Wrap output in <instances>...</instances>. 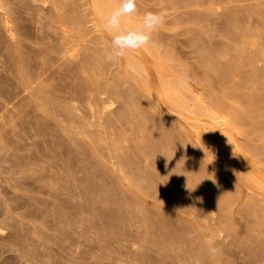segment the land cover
<instances>
[{
  "label": "rangeland",
  "instance_id": "obj_1",
  "mask_svg": "<svg viewBox=\"0 0 264 264\" xmlns=\"http://www.w3.org/2000/svg\"><path fill=\"white\" fill-rule=\"evenodd\" d=\"M4 1L14 38L0 27V264H264V0H137L140 15L166 10L165 23L146 49L114 63L91 0ZM98 2L105 12L119 4ZM72 46L74 59L65 51ZM170 81L182 114L155 93ZM209 239L224 253L210 257Z\"/></svg>",
  "mask_w": 264,
  "mask_h": 264
},
{
  "label": "bare ground",
  "instance_id": "obj_2",
  "mask_svg": "<svg viewBox=\"0 0 264 264\" xmlns=\"http://www.w3.org/2000/svg\"><path fill=\"white\" fill-rule=\"evenodd\" d=\"M2 1H4V0H2ZM27 1H28V0H27ZM98 1H99V0H98ZM98 1H97V0H91V2H92L91 6H92V9H93V12H94L93 15H95V17H98L99 20H100V22L102 21V22L104 23V17H105L106 15H108L107 13H108L110 10H113V9H110L109 11H106V12H105V10H107V9H105V10L102 9L101 6L99 5V2H98ZM114 1H115V0H114ZM183 1H184V0H183ZM188 1H189V0H188ZM216 1H217V0H216ZM216 1H215V2H216ZM237 1H238V0H237ZM4 2H5V1H4ZM4 2H3V4H4ZM46 2H47V1H46ZM54 2H57V1H54ZM60 2H61V1H60ZM175 2H176V0H175ZM212 2H213V1H212ZM234 2H235V1H234ZM35 3H36V1H35ZM40 3H41V2H40ZM48 3H50V2H48ZM103 3H104V2H103ZM112 3H113V2H112ZM116 3H117V2H116ZM188 3H189V2H188ZM8 4H9V2H8ZM33 4H34V3H33ZM51 4H52V3H51ZM56 4H57V3H56ZM62 4H63V3H62ZM212 4H213V3H212ZM218 4H219V3H218ZM0 5H1V4H0ZM6 5H7V4H6ZM12 5H13V3H12ZM34 5H35V4H34ZM36 5H37V4H36ZM59 5H60V4H59ZM117 5H118V4H117ZM189 5H190V4H189ZM10 6H11V5H10ZM39 6H40V5H39ZM105 6H106V5H105ZM113 6H115V5H113ZM0 7H2V5H1ZM24 7H25V6H24ZM41 7H42V6H41ZM44 7H45V6H44ZM58 7H59V6H58ZM58 7H57V8H58ZM62 7H63V6H62ZM116 7H117V6H116ZM212 7H213V6H212ZM248 7H249V6H248ZM5 8H6V7H5ZM9 8H10V7H9ZM9 8H8V9H9ZM109 8H110V7H109ZM109 8H108V9H109ZM0 9H1V8H0ZM3 9H4V8H3ZM27 9H28V8H27ZM35 9H36V7H35ZM37 9H39V8L37 7ZM44 9H45V8H44ZM44 9H43V10H44ZM54 9H55V8H54ZM247 9H248V8H247ZM249 9H250V8H249ZM1 10H2V9H1ZM4 10H5V9H4ZM4 10H3V12H0V27H2L3 30L9 35L10 39H13V38H14V34H13L12 26H11V21H10V18H9V16H8V14H7V13H4V12H5ZM32 10H33V9H32ZM39 10H41V9H39ZM56 10H57V9H56ZM61 10H62V8H61ZM251 10H252V9H251ZM6 11H7V10H6ZM8 11H9V10H8ZM8 11H7V12H8ZM52 11H53V9H52ZM247 11H248V10H247ZM33 12H34V11H33ZM245 12H246V11H245ZM252 12H253V11H252ZM22 13H23V12H22ZM41 13H44V12H41ZM54 13H55V12H54ZM109 13H110V12H109ZM9 14H10V12H9ZM32 14H33V13H32ZM45 14H46V13H45ZM57 14H58V13H57ZM247 14H248V12H247ZM249 14H250V13H249ZM252 14H253V13H252ZM14 15H15V14H14ZM41 15H42V14H41ZM55 15H56V14H55ZM244 15H245V14H244ZM31 16H32V15H31ZM63 16H64V15H63ZM252 16H253V15H252ZM16 17H17V16H16ZM32 17H33V16H32ZM57 17H58V16H57ZM60 17H61V16H60ZM60 17H59V18H60ZM64 17H66V16H64ZM64 17H63V18H64ZM263 17H264V16H263ZM33 18H34V17H33ZM46 18H47V17H46ZM230 18H231V17H230ZM246 18H247V17H246ZM12 19H13V18H12ZM232 19H233V17H232ZM232 19H231V20H232ZM34 20H35V19H34ZM70 20H71V19H70ZM70 20H68V21H70ZM249 20H250V18H249ZM32 21H33V20H32ZM35 21H36V20H35ZM51 22H52V21H51ZM51 22H50V25L52 24ZM232 22H233V21H232ZM71 23H72V22H71ZM103 23H102V24H103ZM67 24H68V23H67ZM77 24H78V23H77ZM100 24H101V23H99V28H100ZM245 24H246V23H245ZM245 24H244V26H246ZM262 24H263V23H262ZM44 25H45V24H44ZM48 25H49V24H48ZM48 25H47V26H48ZM68 25H69V24H68ZM72 25H73V24H72ZM231 25H232V24H231ZM74 26H75V25H74ZM77 26H78V25H77ZM228 26H229V24H228ZM228 26H227V27H228ZM72 27H73V26H72ZM66 28H67V27H66ZM79 28H81V27L79 26ZM247 28H248V27H247ZM50 29H52V27H51ZM1 30H2V29H1ZM28 30H29V29H28ZM75 30H76V29H75ZM75 30H74V31H75ZM79 30H80V32H81L82 29H79ZM53 31H54V30H53ZM72 31H73V28H72ZM78 32H79V31H78ZM56 33H57V32H56ZM2 34H3V33H2ZM60 34H61V33H60ZM105 34H106V33H105ZM247 34H248V33H247ZM262 34H263V33H262ZM58 35H59V34H58ZM63 35H66V34H63ZM102 36H103V35H102ZM263 36H264V35H263ZM6 37H7V36H6ZM58 37H59V36H58ZM60 37H61V36H60ZM255 37H256V36H255ZM65 38H66V37H65ZM65 38H63V39H65ZM107 38H108V37H107ZM15 39H16V38H15ZM63 39H62V40H63ZM80 39H81V38H80ZM258 39H259V37H258ZM58 40H59V39H58ZM77 40H79V38H78ZM104 40H105V39H104ZM60 41H61V39H60ZM105 41H106V40H105ZM95 42H96V41H95ZM65 43H66V40H65ZM65 43H63V44H65ZM67 43H68V42H67ZM84 43H85V41H84ZM6 44H7V43H6ZM61 44H62V43H61ZM61 44H59V45H61ZM75 44H76V43H75ZM256 44H257V42H256ZM65 45H66V44H65ZM253 45H254V43H253ZM87 46H88V45H87ZM95 46H96V45H95ZM104 46H105V45H104ZM108 46H109V44H108ZM8 47H9V46H8ZM17 47H18V46H17ZM74 47H75V46H72L71 48H66V49H65V51H66L71 57H73V59H74V57H77L76 54H75L76 56L74 55V51H73ZM88 47H89V46H88ZM91 48H92V47H91ZM94 48H95V47H94ZM17 49H18V48H17ZM87 49H88V48H87ZM150 49H151V48H150ZM150 49H149V50H150ZM74 50H75V49H74ZM149 50H148V51H149ZM7 51H8V50H7ZM65 51H64V52H65ZM90 51H92V50H90ZM93 51H94V50H93ZM42 52H43V51H42ZM45 52H46V51H45ZM75 53H76V52H75ZM88 53H91V52H88ZM261 53H262V52H261ZM44 54H45V53H44ZM59 54H60V53H59ZM105 54H106V53H105ZM2 55H3V54H2ZM47 55H48V54H47ZM89 55H90V54H89ZM57 56H59V55H57ZM91 56H92V55H91ZM136 56H137V55H136ZM8 57H9V56H8ZM67 57H68V56H67ZM71 57H70V58H71ZM124 57H125V56H124ZM50 58H51V57H50ZM95 58H96V57H95ZM139 58H140V57H139ZM8 59H9V58H8ZM41 59H42V58H41ZM79 59H80V57H79ZM120 59H121V58H120ZM140 59H141V58H140ZM44 60H45V59H44ZM69 60H70V59H69ZM122 60H123V59H122ZM124 60H127V59H124ZM144 60H145V59H144ZM147 60H148V59H147ZM3 61H4V60H3ZM21 61H22V60H21ZM59 61H60V60H59ZM59 61H58V62H59ZM65 61H66V60H65ZM127 61H128V60H127ZM131 61H132L131 63H134V62H137L138 60H136V61L131 60ZM133 61H134V62H133ZM140 61H141V60H140ZM37 62H38V60H37ZM41 62H42V61H41ZM44 62H45V61H44ZM52 62H53V61H52ZM54 62H55V61H54ZM60 62L62 63V61H60ZM71 62H72V61H71ZM71 62H69V63H71ZM128 62H129V61H128ZM128 62H126V63H128ZM18 63H19V62H18ZM30 63H31V62H30ZM45 63H46V62H45ZM67 63H68V61H67ZM113 63H114V62H113ZM124 63H125V61H124ZM138 63H139V62H138ZM145 63H146V62H145ZM77 64H78V63H77ZM139 64H140V63H139ZM19 65H20V64H19ZM33 65H34V63H33ZM38 65H39V64H38ZM54 65H55V64H54ZM74 65H75V64H74ZM80 65H81V64H80ZM131 65H132V64H130V67H131ZM133 65L136 67L137 63H136V64L134 63ZM241 65H242V64H241ZM0 66H2V63H1ZM42 66H43V65H42ZM58 66H59V65H58ZM58 66H57V67H58ZM63 66H64V65H63ZM99 66H100V65H99ZM126 66H128V65H126ZM126 66H125V68H126ZM134 66H133V67H134ZM139 66H140V65H139ZM143 66H144L143 68H142V66L140 67L142 70L145 68V64H144ZM4 67H5V66H4ZM4 67H3V69H4ZM6 67H7V66H6ZM31 67H32V65H31ZM34 67H35V66H34ZM39 67H40V66H38V68H39ZM53 67H56V66H53ZM53 67H52V68H53ZM64 67H65V66H64ZM64 67H63V68H64ZM72 67H73V66H72ZM72 67L68 66V68H69L70 70L72 69ZM76 67H77V66H76ZM82 67H83V66H82ZM128 67H129V66H128ZM130 67H129V68H126V71H127V69L130 70ZM38 68H37V69H38ZM61 68H62V66H61ZM61 68L59 69L60 71L62 70ZM68 68H67L66 70H68ZM84 68H85V67H84ZM97 68H98V67H97ZM99 68H101V67H99ZM125 68H124V69H125ZM131 68H132V67H131ZM136 68H137V67H136ZM263 68H264V67H263ZM20 69H21V67H20ZM64 69H65V68H64ZM75 69H76V68H75ZM88 69H89V68H88ZM92 69H93V68H92ZM138 69H139V68L136 69V72H138V71H137ZM39 70H40V69H39ZM57 70H58V68H57ZM73 70H74V68H73ZM97 70H98V69H97ZM142 70H141V71H142ZM145 70H146V68H145ZM145 70H144V71H145ZM36 71H37V70H36ZM85 71H86V70H85ZM91 71H92V70H91ZM98 71H99V70H98ZM141 71H140V72H141ZM146 71L148 72V70H146ZM1 72H2V71H1ZM33 72H34V71H33ZM38 72H39V71H38ZM58 72H59V71H58ZM66 72H67V71H66ZM151 72H152V71H151ZM12 73H13V72H12ZM35 73H36V72H35ZM72 73H73V71H72ZM76 73H77V72H76ZM90 73H92V72H90ZM94 73H95V72H94ZM141 73H142V72H141ZM25 74H26V73H25ZM33 74H34V73H33ZM62 74H63V73H62ZM84 74H86V73L84 72ZM132 74H133V73H132ZM146 74H147V73H146ZM40 75H41V74H40ZM92 75H93V73H92ZM97 75H98V73H97ZM123 75H124V73H123ZM139 75H140V74H139ZM147 75H148V74H147ZM152 75H153V73H152ZM9 76H10V74H9ZM37 76H39V75L37 74ZM79 76H80V75H79ZM89 76H90V74H89ZM154 76H155V75H154ZM158 76H159V75H158ZM61 77H62V76H61ZM80 77H81V76H80ZM93 77H94V75H93ZM137 77H138V76H137ZM142 77H143V76H142ZM160 77L162 78V76H160ZM165 77H166V76H165ZM42 78H43V77H42ZM75 78H77V77H75ZM75 78H74V79H75ZM78 78H79V77H78ZM94 78H96V77H94ZM124 78H125V76H124ZM130 78H132V77H130ZM143 78L146 79L145 77H143ZM163 78H164V74H163ZM163 78H162V79H163ZM125 79H126V78H125ZM156 79H157V77H156ZM162 79H161V80H162ZM164 79H165V78H164ZM166 79H167V78H166ZM16 80H17V79H16ZM39 80H40V78H39ZM41 80H42V79H41ZM64 80H65V79H64ZM67 80H68V79H67ZM95 80H96V79H95ZM131 80H132V79H131ZM146 80H147V79H146ZM5 81H6V80H5ZM75 81H76V80H75ZM126 81H127V80H126ZM165 81H167V80H165ZM165 81L163 80V82H165ZM39 82H40V81H39ZM43 82H44V81H43ZM45 82H46V81H45ZM45 82H44V83H45ZM116 82H117V81H116ZM160 82H161V81H160ZM171 82H172V81L167 82V83H168V86H169V84H171ZM10 83H11V82H10ZM18 83H19V82H18ZM44 83H43L42 85H44ZM125 83H126V82H125ZM136 83H137V82H136ZM122 84H123V81H122ZM138 84H139V83H138ZM141 84H142V83H141ZM141 84H140V86H143V85H141ZM148 84H149V83H148ZM172 84H173V83H172ZM172 84H171V86H172ZM16 85H17V83H16ZM42 85H41V86H42ZM65 85H66V84H65ZM110 85H111V84H110ZM130 85H131V84H130ZM163 85H167V84L164 83ZM163 85H162V86H163ZM175 85H176V84H175ZM5 86H6V85H5ZM20 86H21V85H20ZM49 86H50V85H49ZM76 86H77V85H76ZM96 86H97V85H96ZM114 86H115V85H114ZM154 86H155V85H154ZM15 87H16V86H14V88H15ZM17 87H18V86H17ZM99 87H100V86H99ZM111 87H112V86H111ZM18 88H19V87H18ZM47 88H48V87H46V89H47ZM68 88H69V87H68ZM119 88H121V87H119ZM154 88H157V87L155 86ZM170 88H171V87H170ZM173 88H175V87L172 86V89H173ZM15 89H17V88H15ZM15 89H14V90H15ZM115 89H116V88H115ZM117 89H118V88H117ZM117 89H116V90H117ZM172 89H169L167 86H166V88L163 86V87L160 88V89H157V90L155 89V90H156L155 93H157V95H158L159 97L164 98V99L168 102V105H169V104L172 105L173 108L176 109V113H178V114H182V113H183L182 111H183V110L185 111V109H184L185 107H182V106H183V105H182L183 103H182V102H179V101H181V100L177 97V94L180 95V92L177 93V91H175L176 89H175V90H174V89L172 90ZM177 89H178V88H177ZM12 90H13V89H12ZM17 90H19V89H17ZM99 90H100V89H99ZM106 90H108V89H106ZM150 90H151V89H150ZM179 90H180V89H179ZM179 90H178V91H179ZM235 90H236L235 92L238 91L237 89H235ZM20 91H21V90H20ZM20 91H19V93H20ZM47 91H48V90H47ZM50 91H51V90H50ZM73 91H74V90H73ZM102 91H105V90H102ZM113 91H114L113 93H115V95H117V96H119V97H125V96H126L125 94L122 93V91H121V93H120L122 96H121V95H118V93H117L115 90H113ZM148 91H149V90H148ZM174 91H175V92H174ZM241 91H242V90H241ZM1 92H2V91H1ZM14 92H15V91H14ZM24 92H25V91H24ZM26 92H27V91H26ZM71 92H72V91H71ZM149 92L151 93V91H149ZM238 92H239V91H238ZM2 93H3V92H2ZM6 93H7V92H6ZM51 93H52V92H51ZM105 93H107V92H105ZM8 94H9V93H8ZM44 94L46 95L47 93H44ZM66 94H67V92H66ZM108 94H109V93H108ZM110 94H111V93H110ZM139 94H140V93H139ZM139 94H138V95H139ZM240 94H241V93H240ZM3 95H4V94H3ZM13 95H14V94H13ZM15 95H16V94H15ZM38 95H39V94H38ZM38 95H37V96H38ZM40 95H41V94H40ZM48 95H49V93H48ZM70 95H71V94H70ZM73 95H74V94H73ZM153 95H154V94H153ZM157 95H156V96H157ZM9 96H10V95H9ZM22 96H23V95H22ZM53 96H54V94H53ZM97 96H98V95H97ZM97 96H96V97H97ZM151 96H152V94H151ZM0 97H1V96H0ZM40 97H41V96H40ZM66 97H67V96H66ZM76 97H77V96H76ZM137 97H138V96H137ZM154 97H155V96H154ZM11 98H12V97H11ZM14 98H15V97H14ZM49 98H50V97H49ZM64 98H65V97H64ZM81 98H82V96H81ZM109 98H111V97L109 96ZM112 98H113V97H112ZM135 98H136V96H135ZM157 98H158V97H157ZM180 98H181V96H180ZM7 99H8V98H7ZM34 99H35V98H34ZM37 99H38V98H37ZM46 99H48V98H46ZM52 99H53V98H52ZM68 99H70V98H68ZM96 99H97V98H96ZM100 99H101V98H100ZM113 99H114V98H113ZM119 99H120V98H119ZM136 99H137V98H136ZM155 99H156V98H155ZM182 99H183V98H182ZM0 100H1V99H0ZM4 100H5V98H4ZM11 100H12V99H11ZM50 100H51V99H50ZM66 100H67V99H66ZM73 100H74V99H73ZM75 100H76V99H75ZM101 100H102V99H101ZM109 100H110V102H111V99H109ZM159 100H160V99H159ZM159 100H158V101H159ZM68 101H69V100H68ZM70 101H71V100H70ZM140 101H141V100H140ZM214 101H215V100H214ZM13 102H14V101H13ZM54 102H55V101H54ZM65 102H66V101H65ZM97 102H98V101H97ZM102 102H103V100H102ZM125 102H126V101H125ZM125 102H124V103H125ZM183 102H185V101H183ZM1 103H2V102H1ZM1 103H0V104H1ZM23 103H24V101H23ZM48 103H49V101H48ZM48 103H47V104H48ZM70 103H71V102H70ZM79 103H81V102H79ZM106 103H107V102H106ZM124 103H123V104H124ZM126 103H127V102H126ZM181 103H182V104H181ZM211 103H212V102H211ZM219 103H221V102H219ZM5 104H6V103H5ZM8 104H9V101H8ZM11 104H12V103H11ZM15 104H16V103H15ZM36 104L39 105L38 103H36ZM65 104H66V103H65ZM120 104H121V102H120ZM135 104H136V103H135ZM67 105H68V103H67ZM69 105H70V104H69ZM100 105H101V104H100ZM124 105H125V104H124ZM124 105H122V106H124ZM128 105H129V104H128ZM131 105H132V104H131ZM170 105H169V106H170ZM55 106H56V105H55ZM61 106H62V105H61ZM71 106H72V105H71ZM97 106H98V105H97ZM101 106H102V105H101ZM103 106H105V105H103ZM103 106H102V107H103ZM136 106H137V108L139 107L138 105H136ZM140 106H141V105H140ZM172 106H170V107H172ZM184 106H185V105H184ZM187 106H188V105H187ZM187 106H186V108H187ZM5 107H6V106H5ZM48 107H50V106H48ZM56 107H57V106H56ZM58 107H59V105H58ZM68 107H70V106H68ZM125 107H126V106H125ZM125 107H124V108H125ZM130 107H131V106H130ZM141 107H142V106H141ZM164 107H165V106H164ZM218 107H219V106H218ZM100 108H101V107H100ZM106 108H107V107H106ZM135 108H136V107H135ZM137 108H136V109H137ZM139 108H140V107H139ZM139 108H138V109H139ZM166 108H167V107H166ZM189 108H190V107H189ZM215 108H216V107H215ZM215 108H214V109H215ZM1 109L3 110V108H0V110H1ZM11 109H14V108L11 107ZM51 109H52V108H51ZM58 109H59V108H58ZM97 109H98V108H97ZM128 109H129V108H128ZM205 109H207V108H205ZM36 110H37V109H36ZM46 110H47V109H46ZM95 110H96V109H95ZM103 110H104V108H103ZM115 110H116V109H115ZM134 110H135V109H134ZM139 110H140V109H139ZM190 110H191V109H190ZM215 110H217V109H215ZM16 111H17V110H16ZM44 111H45V110H44ZM47 111H48V110H47ZM53 111H54V110H53ZM56 111H57V110H56ZM67 111H68V110H67ZM109 111H110V110H109ZM111 111H112V110H111ZM113 111H114V110H113ZM122 111H123V110H122ZM188 111H189V110H188ZM213 111H214V110H213ZM11 112H12V111H11ZM48 112H49V111H48ZM61 112H62V111H61ZM71 112H72V111H71ZM97 112H98V111H97ZM102 112H103V111H101V113H102ZM120 112H121V111H120ZM124 112H126V110H125ZM124 112H123V113H124ZM142 112L144 113V111H142ZM193 112H194V111H193ZM193 112H191L192 115L194 114ZM217 112H218V110H217ZM217 112H216V113L213 112V113H215V114H219L220 111H219L218 113H217ZM2 113H3V112H2ZM2 113H1V114H2ZM14 113H15V112H14ZM14 113H13V114H14ZM59 113H60V112H59ZM59 113H58V114H59ZM104 113H105V112H104ZM109 113L111 114V112H109ZM136 113H137V112H136ZM140 113H141V112H140ZM196 113H197V112H196ZM196 113H195V114H196ZM220 113H221V112H220ZM17 114H18V113H17ZM50 114H51V112H50ZM56 114H57V113H56ZM90 114H91V113H90ZM195 114H194V115H195ZM198 114H199V113H198ZM198 114H197V115H198ZM222 114H223V113H222ZM18 115H19V114H18ZM18 115H17V116H18ZM37 115H39V114H37ZM102 115H103V114H102ZM138 115H139V114H138ZM138 115H137V117H138ZM140 115H141V114H140ZM142 115H143V114H142ZM192 115H191V116H192ZM206 115L209 117V116L212 115V114L208 115V113H207ZM219 115H220V114H219ZM226 115H227V114H226ZM94 116H95V115H94ZM105 116H107V115L104 114V117H105ZM108 116H109V115H108ZM120 116H122V115H120ZM198 116H199V115H198ZM200 116H201V115H200ZM207 116H206V117H207ZM223 116H224V115H223ZM0 117H2V116H0ZM3 117H4V116H3ZM40 117H41V115H40ZM49 117H50V116H49ZM57 117H58V116H57ZM61 117H62V115H61ZM104 117H102V118H104ZM126 117H127V116H126ZM195 117H196V116H195ZM195 117H187V116H184V118L187 120V122L189 121V122H191L192 124L195 123V126H196V123H197L199 120H198V118L196 119ZM206 117H205V118H206ZM208 117H207V119H208ZM219 117H220V116H218V118H217V116H216V117H213V121H215V123H217V125H218V124H222V123H221V120H222V119H221V120H217V119H220ZM221 117H222V116H221ZM89 118H90V117H89ZM102 118H101V119H102ZM106 118H107V117H106ZM108 118H110V117H108ZM111 118H112V117H111ZM127 118H128V117H127ZM139 118H140V117H139ZM143 118H144V116H143ZM201 118H202V116H201ZM2 119H3V118H2ZM62 119H63V118H62ZM98 119H99V118H98ZM101 119H100V120H101ZM121 119H122V118H121ZM125 119H126V118H125ZM129 119H130V118H128V120H129ZM224 119H225V118H224ZM0 120H1V119H0ZM19 120H20V119H19ZM87 120H88V119H87ZM111 120H112V119H111ZM130 120H133V119H130ZM139 120H140V119H139ZM142 120H143V119H142ZM144 120H145V119H144ZM56 121H57V120H56ZM61 121H62V120H61ZM137 121H138V119H137ZM37 122H38V121H37ZM62 122H63V121H62ZM90 122H91V121H90ZM92 122L94 123V121H92ZM165 122H166V121H165ZM165 122H164V123H165ZM4 123H5V122H4ZM12 123H13V122H12ZM34 123H36V122H34ZM40 123H41V122H40ZM100 123H101V122H100ZM130 123H132V122H130ZM133 123H134V122H133ZM140 123H142V122H140ZM160 123H161V122H160ZM162 123H163V122H162ZM1 124H2V123H1ZM48 124H49V123H48ZM58 124H59V123H58ZM63 124H65V123H63ZM101 124H103V123H101ZM199 124H201V123H199ZM4 125H5V124H4ZM41 125L44 126L45 124H44V123H43V124L41 123ZM41 125H40V126H41ZM137 125H138V124H137ZM140 125H141V124H140ZM204 125H205V124H204ZM6 126H7V125H6ZM24 126H25V125H24ZM46 126H47V125H46ZM48 126H49V125H48ZM64 126H65V125H64ZM100 126H101V125H100ZM138 126H139V125H138ZM159 126H162V125H159ZM164 126H165V125H164ZM205 126H206V125H205ZM218 126H219V125H218ZM1 127H2V126H1ZM103 127H104V126H103ZM139 127H140V126H139ZM202 127H203V125H202ZM11 128H12V127H11ZM13 128H14V127H13ZM13 128H12V130H13ZM39 128H42V127H39ZM46 128H48V127H46ZM60 128H62V127L60 126ZM92 128H96V127H94V125H93ZM132 128H133V127H132ZM151 128H152V127H151ZM161 128H162V127H161ZM180 128H181V127H180ZM190 128H191V127H190ZM193 128L195 129L194 126H193ZM218 128H219V127H218ZM5 129H7V128H5ZM33 129H34V128H33ZM36 129H37V128H36ZM44 129H45V128H44ZM153 129H154V128H153ZM203 129H204V128H203ZM8 130H9V129H8ZM10 130H11V129H10ZM10 130H9V131H10ZM37 130L39 131V129H37ZM65 130H66V129H65ZM96 130H97V129H96ZM165 130H166V129H165ZM180 130H181V129H180ZM183 130H184V129H183ZM208 130H209V128H208ZM223 130H224V129H223ZM1 131H2V130H1ZM9 131H8V132H9ZM40 131H41V130H40ZM105 131H106V130H105ZM150 131H151V130H150ZM166 131H167V130H166ZM194 131H195V130H194ZM196 131H197V130H196ZM225 131H227V130H225ZM2 132H3V131H2ZM10 132H11V131H10ZM15 132H16V131H15ZM41 132H42V131H41ZM93 132H94V131H93ZM153 132H154V130H153ZM0 133H1V132H0ZM35 133H36V132H35ZM38 133H39V132H38ZM38 133H37V134H38ZM227 133H228V132H227ZM4 134H5V133H4ZM8 134H9V133H8ZM11 134H12V133H11ZM20 134H21V133H20ZM93 134H94V133H93ZM95 134H96V133H95ZM95 134H94V135H95ZM104 134H105V133H104ZM163 134H164V133H163ZM223 134H224V132H223ZM225 134H226V132H225ZM23 135H24V134H23ZM23 135H22V136H23ZM41 135H42V134H41ZM69 135H70V134H69ZM89 135H90L89 137L91 138V135H92L91 132H90ZM101 135H103V134H101ZM117 135H118V133H117ZM228 135H229V134H228ZM1 136H2V135H1ZM9 136H10V135H9ZM38 136H39V135H38ZM115 136H116V135H115ZM120 136H121V134H120ZM165 136H166V135H165ZM42 137H44V136H42ZM70 137H71V136H70ZM92 137H94V136H92ZM99 137H100V136H99ZM122 137H123V136H122ZM167 137H168V136H167ZM219 137H220V136H219ZM219 137H218V138H219ZM227 137H228V136H227ZM2 138H3V137H2ZM12 138H13V135H12ZM97 138H98V137H97ZM0 139H1V138H0ZM22 139H23V138H22ZM95 139H96V138H95ZM100 139H102V138H100ZM100 139H99V140H100ZM116 139H117V138H116ZM220 139L222 140V138H220ZM228 139H229V138H228ZM2 140H4V139H2ZM13 140L15 141V139H13ZM71 140L74 141L73 139H71ZM99 140H98V141H99ZM102 140H103V139H102ZM118 140H119V139H118ZM121 140H122V139H121ZM152 140H153V139H152ZM166 140L168 141V139H166ZM231 140H232V137H231ZM231 140H230V141H231ZM44 141H45V140H44ZM88 141H89V139H88ZM91 141H93V140H91ZM94 141H95V140H94ZM158 141H160V140H158ZM225 141H226V138H225ZM0 142H1V141H0ZM4 142H5V141H4ZM99 142H100V141H99ZM116 142H117V141H116ZM219 142H220V141H219ZM228 142H229V141H228ZM231 142H232V141H231ZM6 143H7V142H6ZM10 143H11V142H10ZM14 143H15V142H14ZM35 143H36V142H35ZM43 143H44V142H43ZM90 143H92V142H90ZM93 143H94V142H93ZM160 143H161V142H160ZM223 143H224V142H223ZM233 143H234V142H233ZM96 144H97V143H96ZM119 144H120V143H119ZM0 145H1V144H0ZM12 145H13V144H12ZM14 145H15V144H14ZM150 145H151V144H150ZM157 145H158V144H157ZM234 145H235V144H234ZM6 146H7V145H6ZM28 146H29V145H28ZM55 146H56V145H55ZM227 146H228V143H227ZM230 146H231V144H230ZM56 147H57V146H56ZM91 147H92V146H91ZM93 147H94V146H93ZM146 147H147V146H146ZM225 147H226V146H225ZM12 148H13V147H12ZM119 148H120V147H119ZM124 148H126V147H124ZM152 148H153V147H152ZM33 149H34V148H33ZM56 149H57V148H56ZM94 149H95V148H94ZM143 149H144V148H143ZM162 149H163V148H162ZM222 149H223V147H222ZM37 150H38V149H37ZM40 150H41V148H40ZM136 150H137V149H136ZM148 150H149V149H148ZM30 151H31V150H30ZM65 151H67V150H65ZM146 151H147V150H146ZM125 152H126V151H125ZM224 152H225V151H224ZM126 153H127V152H126ZM137 153H138V152H137ZM145 153H146V152H145ZM150 153H151V152H150ZM66 154H67V153H66ZM147 154H148V153H147ZM123 155H124V153H123ZM125 155H126V154H125ZM166 155H167V153H166ZM67 157H68V154H67ZM124 157H125V156H124ZM127 157H128V156H127ZM175 157H176V156H175ZM50 158H51V157H50ZM65 158H66V157H65ZM65 158H64V159H65ZM80 158H81V156H80ZM176 158H177V157H176ZM57 159H58V158H57ZM127 159H128V158H127ZM163 159H164V157H163ZM54 160H55V159H54ZM65 160H67V159H65ZM125 160H126V159H125ZM128 160H130V159H128ZM177 160H178V159H176V161H177ZM33 161H34V159H33ZM160 161H161V160H160ZM169 161H170V160H169ZM70 162H71V161H70ZM232 162H233V161H232ZM34 163H35V162H34ZM36 163H37V162H36ZM50 163H51V162H50ZM55 163H56V162H55ZM126 163H127V162H126ZM167 163H168V162H167ZM236 163H237V162H236ZM67 164H68V163H67ZM112 164H113V163H112ZM165 164H166V163H165ZM35 165H37V164H35ZM71 165H72V164H71ZM163 165H164V164H163ZM168 165H169V163H168ZM38 166H39V163H38ZM38 166H37V167H38ZM52 166H53V165H52ZM72 166H73V165H72ZM115 166H116V165H115ZM126 166H128V165H125V167H126ZM129 166H130V165H129ZM174 166H175V164H174ZM55 167H56V165H55ZM69 167H70V166H69ZM112 167H113V166H112ZM112 167L110 166L111 169H112ZM159 167H160V166H159ZM165 167H166V165H165ZM172 167H173V164H172ZM52 168H53V167H52ZM67 168H68V167H67ZM70 168H71V167H70ZM110 168H109V169H110ZM54 169H56V168H54ZM71 169H72V168H71ZM167 169H168V168H167ZM177 169H178V168H177ZM38 170H39V168H38ZM67 170H68V169H67ZM129 170H131V169H129ZM173 170H175V169H173ZM182 170H183V169H182ZM238 170H239V168H238ZM63 171H64V170H63ZM131 171H132V170H131ZM168 171H169V170H168ZM175 171H176V170H175ZM184 171H185V170H184ZM38 172H39V171H38ZM52 172H53V171H52ZM59 172H60V171H59ZM72 172H74V171H72ZM125 172H126V171H125ZM125 172H124V173H125ZM166 172H167V171H166ZM169 172H170V171H169ZM169 172H168V173H169ZM171 172H172V171H171ZM171 172H170V173H171ZM177 172H179V171H177ZM54 173H55V172H54ZM54 173H53V174H54ZM70 173H71V172H70ZM132 173H133V172H132ZM164 173H165V172H164ZM164 173H163V174H164ZM160 174H162V173H160ZM184 174H185V173H184ZM247 174H248V173H247ZM69 175H70V174H69ZM73 175H74V174H73ZM130 175H131V174H130ZM126 176H127V175H126ZM131 176H133V175H131ZM178 176H179V174H178ZM39 177H40V176H39ZM61 177H62V174H61ZM70 177H71V176H70ZM73 177H74V176H72V178H73ZM244 177H245V176H244ZM68 178H69V177H68ZM127 178H128V177H127ZM135 178H136V177H135ZM41 179H42V178H41ZM124 179H125V178H124ZM245 179H247V178H245ZM38 180H39V178H38ZM43 180H44V178H43ZM43 180H42V181H43ZM60 180H62V179H60ZM69 180L71 181V179H69ZM75 180H76V179H75ZM77 180H78V179H77ZM81 180H82V179H81ZM179 180H180V178H179ZM194 180H196V179H194ZM252 180H253V177L251 176V181H252ZM36 181H37V179H36ZM36 181H34V182H36ZM40 181H41V180H40ZM42 181H41V182H42ZM57 181H58V180H57ZM65 181H66V180H65ZM83 181H84V180H83ZM132 181H133V180H132ZM136 181H137V179L135 180V182H136ZM197 181H198V180H197ZM253 181H255V180H253ZM72 182H74V181H72ZM79 182H80V180H79ZM247 182H248V181H247ZM258 182H259V181H258ZM46 183H47V182H46ZM74 183H75V182H74ZM83 183H84V182H83ZM249 183H250V182H249ZM251 183H252V182H251ZM254 183H256V182H254ZM254 183H252V184H254ZM32 184H33V183H32ZM72 184H73V183H72ZM75 184H76V183H75ZM79 184H80V183H79ZM79 184H78V185H79ZM66 185H67V184H66ZM82 185H83V184H82ZM82 185H81V188H82ZM248 185H249V184H248ZM254 185H256V184H254ZM44 186H46V185H44ZM64 186H65V185H64ZM70 186H71V185H70ZM72 186H73V185H72ZM138 186H139V185H138ZM257 186H258V185H257ZM75 187H76V186H75ZM43 188H44V187H43ZM77 188H78V186H77ZM41 189H42V188H41ZM87 189H88V188H87ZM77 190H78V189H77ZM77 190H76L75 192H77ZM258 190H262V189L258 188ZM258 190H257V191H258ZM80 191H81V189L79 190V192H80ZM83 191H85V189H83ZM83 191H82V192H83ZM215 191H216V190H215ZM69 192H70V191H69ZM71 192H72V191H71ZM212 192H213V191H212ZM229 192H230V191H229ZM80 193H81V192H80ZM84 193H85V192H84ZM84 193H83V194H84ZM208 193H209V192H208ZM216 193H217V191H216ZM77 194H78V193H77ZM86 194H87V192H86ZM139 194H140V193H139ZM217 194H218V193H217ZM228 194H230V193H228ZM60 195H61V194H60ZM135 196H136V195H135ZM223 196H225V194H224ZM61 198H62V197H61ZM64 198H65V197H64ZM87 198H88V197H87ZM74 199H75V198H74ZM216 199H217V197H216ZM224 199H225V198H224ZM226 199H227V198H226ZM71 200H72V199H71ZM66 201H67V200H66ZM186 202H187V201H186ZM120 203H121V202H120ZM132 203H133V202H132ZM158 203H159V202H158ZM176 203H177V202H176ZM180 203H182V202H180ZM139 204H140V203H139ZM70 205H71V204H70ZM87 205H88V204H87ZM122 205H123V204H122ZM140 205H141V204H140ZM180 205H181V204H180ZM223 205H224V204H223ZM76 206H77V205H76ZM142 206H143V205H142ZM86 207H88V206H86ZM127 207H128V206H127ZM137 207H138V206H137ZM191 207H192V205H191ZM92 208H93V207H92ZM124 208H125V206H124ZM176 208H177V207H176ZM189 208H190V207H189ZM76 209H77V208H76ZM95 209H96V208H95ZM145 209H146V208H145ZM184 209H185V208H184ZM194 209H195V208H194ZM194 209H193V210H194ZM88 210H89V209H88ZM116 210H117V209H116ZM178 210H179V209H178ZM185 210H186V209H185ZM73 211H74V209H73ZM145 211H146V210H145ZM154 211H155V210H154ZM100 212H101V211H100ZM100 212H99V213H100ZM140 212H141V209H140ZM140 212H139V213H140ZM181 212H182V210H181ZM196 212H198V211H196ZM96 213H97V212H96ZM96 213H95V214H96ZM134 213H135V212H134ZM182 213H183V212H182ZM185 213H186V212H185ZM198 213H199V212H198ZM93 214H94V213H93ZM95 214H94V215H95ZM115 214H116V213H115ZM162 214H163V213H162ZM73 215H74V214H73ZM125 215H126V214H125ZM140 215H141V214H140ZM156 215H157V214H156ZM183 215H184V214H183ZM88 216H89V215H88ZM88 216H87V217H88ZM152 216H153V214H152ZM215 217H216V216H215ZM85 218H86V217H85ZM85 218H84V219H85ZM150 218H151V217H150ZM190 218H191V217H190ZM86 219H87V218H86ZM160 219H161V218H160ZM163 219H164V218H163ZM163 219H162V221H163ZM195 219H197V217H196ZM214 219H215V218H214ZM214 219H213V220H214ZM153 220H154V219H153ZM157 220H158V219H157ZM232 220H233V219H232ZM85 221H86V220H85ZM144 221H145V220H144ZM174 221H175V220H174ZM176 221H177V220H176ZM214 221H215V220H214ZM1 222H2V221H1ZM88 222H90V221H88ZM104 222H105V221H104ZM147 222H148V221H147ZM194 222H195V221H194ZM233 222H234V221H233ZM86 223H87V222H86ZM153 223H154V221H153ZM224 223H225V222H224ZM155 224H156V223H155ZM163 224H164V223H163ZM184 224H185V223H184ZM233 224H234V223H233ZM106 225H107V224H106ZM152 225H153V224H152ZM178 225H179V224H178ZM185 225H186V224H185ZM187 225H188V224H187ZM220 225H221V224H220ZM234 225H236V224H234ZM239 225H240V224H239ZM242 225H243V224H242ZM100 226H101V225H100ZM159 226H160V225H159ZM164 226H165V225H164ZM154 227H156V226H154ZM188 227H189V226H188ZM197 227H198V226H197ZM220 227H223V226H220ZM87 228H88V227H87ZM123 228H124V227H123ZM164 228H165V227H164ZM199 228H200V227H199ZM185 229H186V227H185ZM189 229H190V228H189ZM167 230H168V229H167ZM226 230H227V229H226ZM0 231H1V230H0ZM185 231H186V230H185ZM187 231H188V230H187ZM187 231H186V232H187ZM199 231H200V230H199ZM131 232H132V231H131ZM133 232H134V231H133ZM158 232H159V231H158ZM160 232H162V231H160ZM163 232L165 233V231H163ZM172 232H173V231H172ZM182 232H183V231H182ZM196 232H198V231H196ZM2 233H3V231H1V234H2ZM136 233H137V232H136ZM136 233H135V234H136ZM150 233H151V232H150ZM166 233H167V232H166ZM166 233H165V234H166ZM184 233H185V232H184ZM184 233H183V234H184ZM187 233H188V232H187ZM199 233H200V232H199ZM205 233H206V232H205ZM123 234H124V232H123ZM148 234H149V233H148ZM165 234H164V235H165ZM173 234H175V233H173ZM177 234H178V232H177ZM209 234H210V233H209ZM230 234H231V233H230ZM244 234H245V233H244ZM263 234H264V233H263ZM149 235H150V234H149ZM162 235H163V234H162ZM162 235H161V237H162ZM169 235H170V233H169ZM190 235H191V234H190ZM211 235H212V234H211ZM1 236H3V235H1ZM129 236H130V235H129ZM131 236H132V235H131ZM131 236H130V237H131ZM134 236H135V235H134ZM166 236H167V235H166ZM176 236H177V235H176ZM209 236H210V235H209ZM226 236H227V235H226ZM239 236H240V235H239ZM161 237H160V238H161ZM170 237H171V236H170ZM131 238H132V237H131ZM150 238H151V237H150ZM153 238H154V237H153ZM166 238H167V237H166ZM168 238H169V237H168ZM168 238H167L166 240H167V242L169 243V239H168ZM182 238H183V237H182ZM1 239H2V240H5V239L7 240V238H6L5 236H4V237H1ZM120 239H121V238H120ZM136 239H137V238H136ZM145 239H146V238H145ZM147 239H148V238H147ZM151 239H152V238H151ZM161 239H162V238H161ZM174 239H175V238H174ZM177 239H179V238H177ZM177 239H176V240H177ZM184 239H185V238H184ZM195 239H196V238H195ZM195 239H194V240H195ZM201 239H202V238H201ZM229 239H230V238H229ZM19 240H20V239H19ZM122 240H123V239H122ZM152 240L155 241L156 239H155V240L152 239ZM163 240H164V239H163ZM204 240H205V238H204ZM231 240H232V239H231ZM235 240H237V239H235ZM112 241H113V240H112ZM117 241H118V240H117ZM123 241H124V240H123ZM137 241H138V240H137ZM239 241H240V240H239ZM115 242H116V241H115ZM119 242H120V241H119ZM181 242H182V241H181ZM189 242H190V241H189ZM203 242H205V241H203ZM121 243H122V242H121ZM148 243H149V242H148ZM161 243L163 244L164 241H163V242L161 241ZM161 243H160V244H161ZM165 243H166V242H165ZM178 243H179V241H178ZM190 243H191V242H190ZM190 243H189V244H190ZM230 243H231V242H230ZM234 243H235V241H234ZM238 243H239V242H238ZM238 243H236V244H238ZM240 243H241V242H240ZM259 243H260V242H259ZM9 244H10V243H9ZM11 244H13V243H11ZM132 244H133V243H132ZM135 244H136V243H135ZM166 244H167V243H166ZM171 244H172V243L170 242V246H171ZM241 244H242V243H241ZM260 244H261V243H260ZM127 245H128V244H127ZM176 245H177V244H176ZM191 245H193V244L191 243ZM191 245H190V246H191ZM197 245H198V244H197ZM230 245H231V244H230ZM233 245H234V244H233ZM97 246H98V245H97ZM121 246H122V245H121ZM142 246H144V245H142ZM164 246H165V245H164ZM170 246H169V247H170ZM180 246H181V244H180ZM195 246H196V245H195ZM0 247H1V246H0ZM165 247H166V246H165ZM173 247H174V246H173ZM197 247H198V246H197ZM13 248H14V247H13ZM99 248H100V247H99ZM103 248H104V247H103ZM106 248H107V247H106ZM123 248H124V246H123ZM136 248H137V247H136ZM147 248H148V247H147ZM175 248H176V247H175ZM177 248H178L177 250H179V248H181V247H177ZM189 248H190V247H189ZM192 248H193V247H192ZM199 248H200V247H199ZM240 248H241V247H240ZM131 249H132V248H131ZM133 249H134V248H133ZM145 249H146V248H145ZM168 249H169V248H168ZM170 249H171V247H170ZM227 249H228V248H227ZM227 249H226V250H227ZM241 249H242V248H241ZM263 249H264V248H263ZM2 250H3V249H2ZM116 250H117V249H116ZM161 250H162V249H161ZM165 250H166V249H165ZM177 250H176V251H177ZM258 250H259V249H258ZM29 251H30V250H29ZM29 251H28V252H29ZM119 251H120V250H119ZM126 251H127V249H126ZM142 251H143V250H142ZM145 251H146V250H145ZM171 251H172V250H171ZM171 251L169 250V252H171ZM173 251H174V249H173ZM176 251H175V252H176ZM181 251H182V250H181ZM192 251H193V249H192ZM196 251H197V250H196ZM122 252H123V251H122ZM143 252H144V251H143ZM183 252H185V250H184ZM189 252H191L190 249H189ZM193 252H194V251H193ZM221 252H223V251H221ZM237 252H238V251H237ZM2 253H3V252H2ZM123 253H124V252H123ZM161 253H162V252H161ZM180 253H181V252H180ZM196 253H197V252H196ZM200 253H201V251H200ZM223 253H224V252H223ZM245 253H246V252H245ZM249 253H250V252H249ZM163 254H164V253H163ZM167 254H168V252H167ZM178 254H179V253H178ZM182 254H183V253H182ZM197 254H198V253H197ZM227 254H228V253H227ZM253 254H254V253H252V255H253ZM255 254H256V253H255ZM257 254H258V251H257ZM261 254H262V253H261ZM128 255H129V254H128ZM145 255H146V254H145ZM145 255H144V257L146 258ZM164 255H165V254H164ZM168 255H169V254H168ZM168 255H167V256H168ZM172 255H173V254H172ZM180 255H181V254H180ZM222 255H223V254H222ZM182 256H183V255H182ZM201 256H202V255H201ZM224 256H225V255H224ZM228 256H229V255H228ZM240 256H241V255H240ZM38 257H39V256H38ZM66 257H67V256H66ZM76 257H77V256H76ZM112 257H113V256H112ZM114 257H115V256H114ZM126 257H127V256H126ZM203 257H204V256H203ZM251 257H252V256H251ZM255 257H256V256H255ZM257 257H258V256H257ZM261 257H262V256H261ZM67 258H68V257H67ZM123 258H124V257H123ZM132 258H133V257H132ZM168 258H169V257H168ZM168 258H167V259H168ZM176 258H177V257H176ZM201 258H202V257H201ZM204 258H205V257H204ZM228 258H229V257H228ZM252 258H253V257H252ZM1 259H2V258H1ZM39 259H40V258H39ZM119 259H120V258H119ZM119 259H118V260H119ZM147 259H148V258H147ZM163 259H164V258H163ZM173 259H174V258H173ZM183 259L185 260V258H183ZM245 259H246V258H245ZM78 260H79V259H78ZM121 260L124 262V259H121ZM125 260H126V258H125ZM152 260H153V259H152ZM168 260H169V259H168ZM204 260H205V259L201 260V262L204 261ZM234 260H235V259H234ZM122 261H121V262H122ZM127 261H128V260H127ZM130 261H132V260H130ZM164 261H165V260H164ZM208 261H210V260H208ZM224 261H226V259H225ZM227 261H228V260H227ZM227 261H226V262H227ZM231 261H232V260H231ZM237 261H238V260H237ZM251 261H252V260H251ZM255 261H256V260H255ZM77 262H78V261H77ZM128 262H129V261H128ZM137 262H138V261H137ZM152 262H153V261H152ZM154 262H155V261H154ZM159 262H160V261H159ZM162 262H163V260H162ZM166 262H167V261H166ZM184 262H185V261H184ZM210 262H211V261H210ZM253 262H254V261H253ZM260 262H262V261L260 260ZM126 263H127V262H126ZM149 263H151V262H149ZM170 263H171V262H170ZM186 263H187V262H186ZM202 263H203V262H202ZM202 263H201V264H202ZM239 263H240V262H239ZM73 264H74V263H73ZM119 264H120V263H119ZM128 264H129V263H128ZM146 264H147V263H146ZM153 264H154V263H153ZM183 264H185V263H183ZM187 264H188V263H187ZM209 264H210V263H209ZM215 264H216V263H215ZM225 264H226V263H225ZM227 264H228V263H227ZM231 264H232V263H231Z\"/></svg>",
  "mask_w": 264,
  "mask_h": 264
},
{
  "label": "clouds",
  "instance_id": "obj_3",
  "mask_svg": "<svg viewBox=\"0 0 264 264\" xmlns=\"http://www.w3.org/2000/svg\"><path fill=\"white\" fill-rule=\"evenodd\" d=\"M138 15V24L130 27L129 21ZM166 16V10L146 11L140 15L137 0H119L118 6L104 17L103 27L110 37L109 50L105 54L106 62H116L129 52L146 49L153 34L165 23ZM175 83L178 88L186 87V75H179ZM206 243L210 257L215 258L220 254L221 249L213 239L207 240Z\"/></svg>",
  "mask_w": 264,
  "mask_h": 264
}]
</instances>
